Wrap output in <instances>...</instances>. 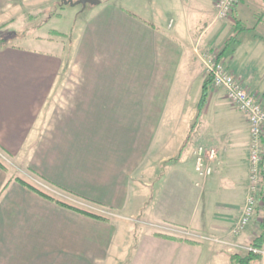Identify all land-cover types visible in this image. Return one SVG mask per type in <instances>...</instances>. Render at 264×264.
<instances>
[{
    "label": "crops",
    "instance_id": "0c3cea01",
    "mask_svg": "<svg viewBox=\"0 0 264 264\" xmlns=\"http://www.w3.org/2000/svg\"><path fill=\"white\" fill-rule=\"evenodd\" d=\"M40 1L0 0V22L25 2ZM100 1L81 17L69 43L60 42L67 33L52 29L65 37L38 30L0 47V222L3 231L23 230L15 250L3 251V264H230L218 244L249 195L247 118L240 114L245 140L239 147L221 128L199 143L219 151L216 173L202 189L195 149L173 162L192 125L172 148L165 118L178 101L196 107L195 120L210 60L237 28L243 31L222 63L264 99V0H240L226 20L217 18L216 0ZM222 93L211 90L205 114L213 99L229 102ZM14 178L57 201L118 217L81 215L17 182L4 191ZM229 179L242 190L239 203L216 202ZM194 203L195 217L184 222L164 211L184 214ZM154 221L187 234L154 230Z\"/></svg>",
    "mask_w": 264,
    "mask_h": 264
},
{
    "label": "rangeland",
    "instance_id": "374dc122",
    "mask_svg": "<svg viewBox=\"0 0 264 264\" xmlns=\"http://www.w3.org/2000/svg\"><path fill=\"white\" fill-rule=\"evenodd\" d=\"M72 1L77 2L78 0H72ZM28 2H25L24 5L16 8L17 9L15 12L16 15H10L7 20L0 22V38L4 39L5 44L15 42L16 40L17 43L18 42L21 43V40L19 38L18 39L14 38L13 35L14 33L20 35L22 38H25V37L33 36L34 32L38 30L40 31L39 33L41 34L50 35V33L52 34L51 31L52 29H58L63 33H67L68 39H66V41L64 39H60V42L69 43L68 42L69 39L71 40L72 38L71 36L81 24V20H82L81 17L87 14L89 10L92 8L91 7L92 5H89L87 9H84L82 6L72 7L71 5H66V6L61 5L62 0H58L56 2H52L48 0L42 2L40 1L39 5H37L38 3L32 5L31 3ZM52 18H55L56 20L48 24V22ZM37 27H39V29H37ZM208 72L209 70L206 71V73ZM199 89L201 93V88ZM212 90L216 92L220 91L221 94H223L222 92L225 93L223 89L212 88ZM193 93L194 94L192 96L195 97V91ZM195 113H196V107L193 108V105L190 104L189 102L180 103L178 101H174V102L172 101L169 104L168 114L167 117L165 118V122H166V130L168 131V134L171 137L170 142L172 143L171 144L172 148L173 147L175 148L180 143L179 140L181 139L180 138L181 133L185 132L184 134L185 137V135L189 131L190 125H192L194 121ZM240 114L242 113L236 108H234L229 102L224 101L220 104V103H216L215 100L213 99L207 113L203 117L200 129L197 131V133L194 136V139L192 140V144L187 152L188 156L189 155H190L189 157L192 156L193 150L200 145L199 143H204V144L208 143L207 142L208 131L216 132L218 128H221V134H224L226 132V134L230 135L231 140L235 143L236 147H239L241 144H243L245 140V136H244L245 130L242 126V123H239ZM177 137H179V139H177ZM182 140H184L183 137ZM238 178L242 179V177H240L239 175L234 176L233 179L235 180ZM229 180L230 181L222 180L221 187L214 195L215 197L214 199H216V202L219 201L220 199V202L222 204H224L225 202L226 203L230 202V204H234L236 202L239 203L240 201L239 196L242 190L240 187H237L236 181H233L234 182L233 183L231 182V179ZM204 183L205 182L203 181V183L200 186L201 189L205 186ZM226 186L227 188H229L228 190L226 189ZM40 189L43 190V188ZM263 190H264V181L262 182L261 191ZM202 191H204V189ZM248 196L246 198V203L245 206L243 207L241 216L234 223L235 225L230 231V235H229L230 237L228 236L229 238L228 237L224 238L223 240L224 242L218 244L219 248L227 254L245 252L246 249L248 248V243L256 236L261 234V230L259 229L260 218L258 216V211L260 209L257 211L256 214H254L251 217L249 222L247 223L244 222L245 219L244 213L247 207ZM211 200H213V196ZM214 205L215 202H213V205H211L210 208L211 210H213ZM82 208L86 209L87 211L96 213L102 217H106L110 219L113 218L115 219L118 217V215L112 210L99 209L90 204H88L87 206L85 204H82ZM195 208L196 211H198L197 206L194 203L192 205V209L190 211H187L189 210L188 208L187 210H185L184 214H180L181 210L176 211L172 208H169L168 206L165 207L164 211L165 214L171 219L183 215L181 216L183 218L181 222H184L187 218L191 219L192 217H195L196 214V212L194 211ZM139 221H140L139 218H135L132 220V222L137 225ZM168 227H172V225L167 222L154 221L151 228L164 233H170V234L173 233L177 235L187 234L186 232L180 229H178L179 231L168 230ZM248 228L249 229L253 228V230L251 229L252 230L251 235L246 237L245 231ZM21 232H23V230L21 231V230L11 229V230L3 231V223L0 222V264H3V251L6 256L9 250H13V251L15 250V245L18 242L17 240L20 239ZM27 237L28 238H26L25 236L22 237V240H29L30 234ZM194 237L197 236L195 235ZM262 264H264V260Z\"/></svg>",
    "mask_w": 264,
    "mask_h": 264
},
{
    "label": "built area",
    "instance_id": "2783aa9c",
    "mask_svg": "<svg viewBox=\"0 0 264 264\" xmlns=\"http://www.w3.org/2000/svg\"><path fill=\"white\" fill-rule=\"evenodd\" d=\"M239 3L240 0H216L217 18H230ZM208 74L214 77L212 88L225 91L226 98L234 108L244 114L250 127V186L244 219L247 223L263 207L261 189L264 181V99L247 88L223 63L218 64L216 58L211 60ZM218 158L219 151L215 147L199 145L195 149V172L202 182L214 175ZM246 251L255 254L260 252L252 248H247ZM262 253L264 255V251Z\"/></svg>",
    "mask_w": 264,
    "mask_h": 264
},
{
    "label": "trees",
    "instance_id": "16d2710c",
    "mask_svg": "<svg viewBox=\"0 0 264 264\" xmlns=\"http://www.w3.org/2000/svg\"><path fill=\"white\" fill-rule=\"evenodd\" d=\"M240 4V3H239ZM61 5H63L61 3ZM37 29H39V27H37ZM36 29V30H37ZM243 31V29L241 30L240 28H237L235 31V34L233 35V37H231L225 44V48L223 51L219 52L218 55L216 56V60L217 63H222L223 61V57L225 54V51L228 50V48H230L231 44L236 42L237 38L236 35L240 32ZM14 36L16 35V33L13 34ZM52 35L58 36V37H65L64 34H61L59 32H52ZM17 37H21L20 35H18ZM22 38V37H21ZM0 42L1 45H4V39L0 38ZM214 83V77L212 74H209L204 85H203V91H202V96L200 99V102L197 106V115L196 118L190 128V131L188 133V136L180 150V154L178 156V158L176 160H174L173 162H178L183 155L185 154V152L187 151V149L190 147L192 140L194 138V135L197 133V131L199 130L201 124H202V120L203 117L205 115L208 103H209V98L211 95V90H212V86ZM0 168L1 169H5V167L3 166V164L0 162ZM13 182H17L20 185L26 187L27 189L37 193L38 195H40L41 197L53 201L56 204H58L61 207H64L66 209H69L71 211H74L76 213H79L81 215H85L87 217L93 218V219H97V220H105L104 217L98 215V214H94L91 212H88L86 210L80 209L78 207L66 204L64 202L61 201H57L54 198H52L51 196L45 194L43 191L39 190L38 188H36L35 186L25 182L24 180L20 179V178H14L11 179L7 185L4 188V191H6L10 185ZM261 200L263 202V207L258 211V216L260 218V222H259V229L261 230V234H259L258 236H256L254 239H252L249 243H248V248H252L255 250L260 251L259 253H253V252H249V251H245V252H239V253H235V254H230V264H261L264 258L263 255V251H264V190L261 191Z\"/></svg>",
    "mask_w": 264,
    "mask_h": 264
},
{
    "label": "water",
    "instance_id": "95a60500",
    "mask_svg": "<svg viewBox=\"0 0 264 264\" xmlns=\"http://www.w3.org/2000/svg\"><path fill=\"white\" fill-rule=\"evenodd\" d=\"M101 3L100 0H78L77 2H73L72 0H62L63 5H71L72 7L82 6L84 9L87 8L88 5H99ZM1 47V42H0Z\"/></svg>",
    "mask_w": 264,
    "mask_h": 264
}]
</instances>
